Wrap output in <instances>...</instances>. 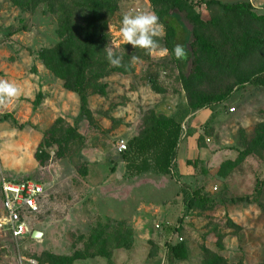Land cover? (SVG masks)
Here are the masks:
<instances>
[{
  "label": "rangeland",
  "instance_id": "1",
  "mask_svg": "<svg viewBox=\"0 0 264 264\" xmlns=\"http://www.w3.org/2000/svg\"><path fill=\"white\" fill-rule=\"evenodd\" d=\"M99 1L109 6L0 0V79L21 87L0 107V181L32 177L47 191L29 238L0 231V264H264V23L221 6L264 15V0H189L204 24L188 28L211 45L196 69L176 61L161 21L167 54L121 39L125 13L164 5ZM111 40L121 67L106 59ZM156 116L182 124L174 167L129 175L119 141ZM179 242L188 258L171 261Z\"/></svg>",
  "mask_w": 264,
  "mask_h": 264
},
{
  "label": "trees",
  "instance_id": "2",
  "mask_svg": "<svg viewBox=\"0 0 264 264\" xmlns=\"http://www.w3.org/2000/svg\"><path fill=\"white\" fill-rule=\"evenodd\" d=\"M154 4L164 5L165 8L158 13L159 20L171 31L169 36V50L176 44H182L187 52V59L176 61L181 65L191 63L193 69L198 66L196 56L198 50H208L211 45L206 38L192 29L188 24L194 26L204 24L201 14L196 10L194 4L189 0H151ZM221 4L219 1H216ZM93 7L98 10L109 5L99 0H92ZM228 10L244 9L253 19L264 23V15L258 14L251 3L239 2L236 4H221ZM173 54V52H172ZM174 55V54H173ZM175 57V56H174ZM183 70V69H182ZM81 98L83 110L86 111L87 99L83 90L82 82H77L73 87ZM224 95L207 96L202 99L204 102L219 101ZM182 133V124L175 117H153L151 127L141 136L134 137L128 143L125 151L127 157V172L129 175L142 174L154 171L161 174H169L174 167V159L177 157V148ZM188 164L192 162L187 161ZM86 173V171H84ZM193 198L206 201L200 190L193 192ZM188 248L185 243L179 242L169 248V259L186 260Z\"/></svg>",
  "mask_w": 264,
  "mask_h": 264
},
{
  "label": "built area",
  "instance_id": "3",
  "mask_svg": "<svg viewBox=\"0 0 264 264\" xmlns=\"http://www.w3.org/2000/svg\"><path fill=\"white\" fill-rule=\"evenodd\" d=\"M231 110L234 111L235 108L232 107ZM127 149L128 141L121 139L119 150L125 152ZM46 198L45 185L38 179L3 177L0 181V231L14 241L29 238Z\"/></svg>",
  "mask_w": 264,
  "mask_h": 264
},
{
  "label": "clouds",
  "instance_id": "4",
  "mask_svg": "<svg viewBox=\"0 0 264 264\" xmlns=\"http://www.w3.org/2000/svg\"><path fill=\"white\" fill-rule=\"evenodd\" d=\"M110 28V25H109ZM120 37L125 44L132 45L135 49H143L151 54L161 50L158 38L162 34V25L158 15L152 11H140L135 14L125 13L119 28ZM117 47L114 41L106 45L104 51L106 59L113 67H121L123 57L114 52ZM162 54H167V49H162ZM172 52L177 60L187 59V52L182 44H176ZM138 57L132 56V63ZM21 95V87L13 81L0 79V107H7Z\"/></svg>",
  "mask_w": 264,
  "mask_h": 264
},
{
  "label": "water",
  "instance_id": "5",
  "mask_svg": "<svg viewBox=\"0 0 264 264\" xmlns=\"http://www.w3.org/2000/svg\"><path fill=\"white\" fill-rule=\"evenodd\" d=\"M33 236L37 240H42V233L41 232L35 231Z\"/></svg>",
  "mask_w": 264,
  "mask_h": 264
}]
</instances>
